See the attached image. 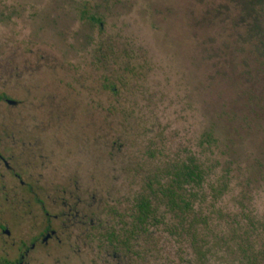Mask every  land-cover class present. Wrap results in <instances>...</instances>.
Wrapping results in <instances>:
<instances>
[{
    "label": "rangeland",
    "instance_id": "1",
    "mask_svg": "<svg viewBox=\"0 0 264 264\" xmlns=\"http://www.w3.org/2000/svg\"><path fill=\"white\" fill-rule=\"evenodd\" d=\"M263 9L264 0H0V94L31 108L47 182L98 223L84 234L69 222L67 245L40 264H123L100 246L101 227L206 132L223 165L264 164ZM248 176L261 207L264 172Z\"/></svg>",
    "mask_w": 264,
    "mask_h": 264
},
{
    "label": "trees",
    "instance_id": "2",
    "mask_svg": "<svg viewBox=\"0 0 264 264\" xmlns=\"http://www.w3.org/2000/svg\"><path fill=\"white\" fill-rule=\"evenodd\" d=\"M110 52L99 49V62L109 61ZM218 143L212 131L204 133L196 150L182 151L146 178L115 226L101 227L100 246L112 249L116 262L264 264V202L256 205L248 190L255 177H246H262L264 164L223 165ZM234 188L232 204L220 206Z\"/></svg>",
    "mask_w": 264,
    "mask_h": 264
},
{
    "label": "flooded vegetation",
    "instance_id": "3",
    "mask_svg": "<svg viewBox=\"0 0 264 264\" xmlns=\"http://www.w3.org/2000/svg\"><path fill=\"white\" fill-rule=\"evenodd\" d=\"M26 107L25 101L0 94V264L52 259L67 245L69 222L83 227L84 234L98 229L92 219L87 223L73 193L47 182L51 161L42 148L41 154L36 151L42 143L33 137L35 126L26 124L25 113L31 112Z\"/></svg>",
    "mask_w": 264,
    "mask_h": 264
}]
</instances>
